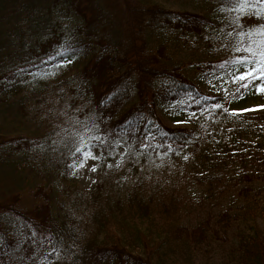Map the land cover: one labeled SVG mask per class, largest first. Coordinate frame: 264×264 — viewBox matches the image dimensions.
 <instances>
[{
  "label": "trees",
  "instance_id": "trees-1",
  "mask_svg": "<svg viewBox=\"0 0 264 264\" xmlns=\"http://www.w3.org/2000/svg\"><path fill=\"white\" fill-rule=\"evenodd\" d=\"M214 1L227 8L235 3ZM242 20L262 23L252 15ZM216 25L202 13L168 10L161 0H0V264H192L201 245L211 242L205 239L209 220L158 228L153 207L135 186L123 206L102 182L90 194L92 228L76 230L65 205L70 193L82 196L74 187L80 169L74 165L85 152L100 163L119 158L132 169L186 151L202 165L215 156L218 150L199 127L162 123L157 109L168 106L188 113L215 109L236 136L255 141L258 154L248 156L253 162L230 185L240 203L221 210L214 224L226 233L232 225L238 229L233 241L221 238L230 239L228 264H264V113L222 111L223 98L204 93L169 55ZM241 55L192 65L200 78L231 75ZM48 99L67 104L71 113L82 106L87 125L78 122L75 133L67 129L59 137L24 125L28 102ZM242 152L225 150L228 157ZM220 159L204 167L197 183L219 185ZM5 180L10 187L1 186Z\"/></svg>",
  "mask_w": 264,
  "mask_h": 264
},
{
  "label": "rangeland",
  "instance_id": "rangeland-1",
  "mask_svg": "<svg viewBox=\"0 0 264 264\" xmlns=\"http://www.w3.org/2000/svg\"><path fill=\"white\" fill-rule=\"evenodd\" d=\"M161 2L168 10L202 13L218 24L212 29L204 31L200 38L194 35L189 37L188 42L181 43L183 47L173 48L169 54L173 61L182 64V69L190 81L194 82L204 93L220 95L223 98L222 107L224 108L222 111L251 117H258L259 114L264 113V91H258L256 87L260 81L247 82V87L244 86L246 81L232 82V77L244 70V66L239 65L236 69L231 70V75L200 78L198 76L200 71L194 69L192 65L203 60L219 59L224 61L228 57L235 56V49L239 46L238 41H242L245 46L250 41H264V33L257 31L260 26L264 25V17H259L262 23L255 25L247 24L242 20L245 16L250 15L258 17L255 13L264 10V5L255 4V8H245L241 13L234 6L231 8L219 7L214 0H161ZM33 6L35 7V5ZM40 10H44V8H40ZM250 31L252 35L249 37L247 33ZM239 32H243L245 35L241 37L238 35ZM253 47H255V43H253ZM70 69L69 66L65 71L70 72ZM234 92H238L239 96H234ZM27 105L25 117L21 120H25L24 125L33 130L35 128L40 132L46 129L55 130V136L59 137L64 136L67 129L75 133L78 122L83 121L84 125L81 123L83 127L87 125L84 120L88 118L89 114L82 113L80 115V109L83 108L80 105L77 106L74 113L66 111L67 104L57 103L56 100L54 102L49 99L46 102L31 101ZM214 113H216L215 109L195 113L182 112L171 106L157 109L159 119L167 126L199 127L204 131L207 135L206 140L218 150L215 152V156L210 157L213 161L208 159L205 165L200 164L198 157H192L188 151L174 160L169 158L148 159L138 169H132L131 166L126 165V161L121 163L119 158L112 164L108 161L100 163L96 158L87 159L84 166L74 174V187L82 196L76 198L74 193H70L69 200L65 203L69 210H73L69 221L76 220V230L77 226L83 228L85 226L92 228L93 226L91 219L95 201L90 199V194L94 184L102 182L105 187L103 191L109 190V197L117 193L123 201V206L128 201L126 193L131 190L130 187L135 186L136 190L140 191L145 200L153 207L152 215L155 217L154 222L158 228L162 226L165 229V223L168 221L183 223L187 226L199 224L203 220L210 221L211 226L206 231L205 239H211V242L209 246L201 245L203 249L197 253L192 264H228L230 239L234 240L236 236L234 234L238 229L232 225L226 233L223 229L219 230L221 225L214 224V220L221 210L234 208L240 203L236 192L230 188L232 179L240 173L241 168L253 162V159L249 160L248 156L253 157L258 153L253 139L236 136L228 119L221 118L219 114L214 116ZM59 140L62 141L64 138ZM260 148L264 151V145ZM226 149L228 152L231 150L232 153L243 152L228 157L225 153ZM241 156H246L245 160L241 159ZM220 158L224 160V164L217 163L223 173L219 185L214 183L212 187H209L207 184L197 183L196 176L202 174L204 167L208 165L212 167V163H216L214 161H222ZM34 180L37 179L34 178ZM11 182L5 180L1 186L4 187L8 183L7 187H10ZM226 182L229 184L226 185ZM226 186L229 187L228 190H226ZM21 193L22 198L24 196L28 198L30 195ZM22 198L21 201L28 202L27 199ZM64 209H66L65 206ZM213 229H216V234L213 233ZM222 237H230V239L225 242L221 239ZM177 264L184 263L180 259Z\"/></svg>",
  "mask_w": 264,
  "mask_h": 264
},
{
  "label": "snow or ice",
  "instance_id": "snow-or-ice-1",
  "mask_svg": "<svg viewBox=\"0 0 264 264\" xmlns=\"http://www.w3.org/2000/svg\"><path fill=\"white\" fill-rule=\"evenodd\" d=\"M260 4L264 5V0H259ZM235 9L239 10V12L243 13L245 8H255L256 5L249 2V0H235L234 3ZM258 17H264V10L255 13ZM258 32L264 33V25L260 26L257 29ZM238 35L243 37L245 33L239 32ZM250 37L252 32L247 33ZM253 43H255V47H253ZM239 46L235 49L236 52L245 53V55H241L236 57V61L239 64L244 66V70L239 71L232 77V82L235 83L237 80L246 81L245 87H247V82H251L252 80L260 81L256 85L258 91H264V41L260 42H252L250 41L247 46L242 41H238ZM214 107H220L219 105H215ZM97 139H99L97 137ZM147 139V137H145ZM103 144V141H100ZM80 146L84 147L83 141H79ZM76 152H80V148H76ZM86 158L84 161L77 160L74 167H83L86 163L87 159L96 158L94 153L85 152L83 153ZM95 170L94 168L92 169Z\"/></svg>",
  "mask_w": 264,
  "mask_h": 264
}]
</instances>
